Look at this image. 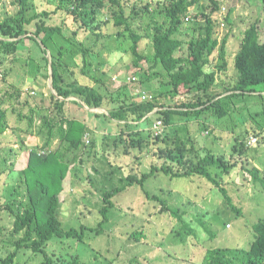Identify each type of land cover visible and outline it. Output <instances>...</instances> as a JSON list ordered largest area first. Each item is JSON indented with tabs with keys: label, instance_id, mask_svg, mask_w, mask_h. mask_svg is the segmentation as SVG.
Segmentation results:
<instances>
[{
	"label": "trees",
	"instance_id": "1",
	"mask_svg": "<svg viewBox=\"0 0 264 264\" xmlns=\"http://www.w3.org/2000/svg\"><path fill=\"white\" fill-rule=\"evenodd\" d=\"M13 4L18 6L17 12L0 18L2 77L7 80L13 70L7 65L15 63L18 52L31 40L38 47L36 53L33 45L29 47V66L39 93L36 96V90H26L21 75L16 76L18 83L13 90L0 96V149L13 129L11 113L27 119L28 125L21 126V131L34 128L41 142L30 149L23 169L16 170L0 159V264H80L77 255L66 260L47 251V246L55 238L85 243L87 231L94 237L103 235L116 204L136 188H141L149 202L161 204L160 212L169 211L181 222L180 240L184 239L183 232L194 234L183 222L184 210L148 189V181L161 174L172 179L204 178L219 188L236 213H242L222 183V177L232 172L237 161H229L224 152L206 142L203 147L198 145L197 138L202 130L206 131L205 141L216 135L219 127L239 130L227 137L234 139L232 152L240 154L247 148L245 140L264 130V91L257 90L264 87V35L259 19L245 29L229 61L228 35L221 43L218 38L221 23L217 16L226 9L222 0H44L42 7L36 0H14ZM224 20L229 21V15ZM140 22H144L142 31ZM111 26L115 30L107 29ZM143 40L152 46L151 54L142 51ZM106 51L121 52L123 57L131 54L133 66L139 69L142 61L151 59L153 68L159 69L151 72L149 79L157 82H149L145 86L148 90L139 91L121 79L122 83L114 87L112 78H118H111L115 69L105 58ZM216 56L222 58L220 64L215 62ZM231 68L233 76L229 74ZM45 78L52 79L49 106L42 90ZM235 98H248L247 110L253 109L242 124L232 116L240 110ZM23 107L29 110L24 112ZM87 113L104 118L108 134L113 135L110 137L120 140L122 148L117 143L114 147L122 149L117 159H125L126 163L119 166L127 174L121 184L100 194L95 225L65 228L60 217L64 180L81 165L97 170L95 162L104 152L99 149V136ZM208 114L212 121L206 119ZM158 121L162 122L160 132L154 129ZM250 172L264 187L260 169ZM86 176L92 178L90 173ZM88 182L93 186L91 180ZM3 213L13 217L14 235L9 239L1 221ZM201 223L206 227L204 221ZM206 230L215 236L209 227ZM252 230L254 237L248 247L209 248L198 264H264V218H259ZM131 237L140 241L147 236L137 228Z\"/></svg>",
	"mask_w": 264,
	"mask_h": 264
},
{
	"label": "rangeland",
	"instance_id": "2",
	"mask_svg": "<svg viewBox=\"0 0 264 264\" xmlns=\"http://www.w3.org/2000/svg\"><path fill=\"white\" fill-rule=\"evenodd\" d=\"M13 1L0 0V18L5 19L17 12L18 6L13 4ZM222 1L226 9L224 8V12L217 16L221 23L218 29V38L221 43L228 35V60L232 61L234 53L240 45L243 32L251 23L259 19V27L264 35V3L262 0ZM36 2L37 4L40 3L42 7L44 0H36ZM230 9L231 12L228 14ZM226 15H229V21L224 20ZM143 23L138 24L141 31L143 30ZM107 29L115 30L112 26ZM25 44L26 49L18 52V59L15 63L7 65L8 70L9 68L13 69L10 71L11 74H8L7 80L3 79L4 68L0 69L3 73V77H0V96L6 91H12L14 83H18L16 76L21 75L25 78V89L36 90L35 83H32L34 78L29 66L31 61L29 47H32L33 44L31 40H27ZM141 48L145 54L153 52L152 46L146 44L145 40H143ZM33 50L36 53L38 47L33 45ZM120 53L105 52V58L107 57L106 59L113 64L115 69V72H111V78L112 76L118 78L117 80L112 78L114 87L122 83L121 79L130 82V87L132 89L137 88L139 91L146 89L145 86L149 82L155 85L157 80H150L149 75L159 68H153L154 63L151 59L142 61L140 63L141 69H139L133 66L131 54L123 57ZM215 62L220 64L222 58L216 56ZM215 69L218 70L217 65H215ZM229 74L230 76L234 75L232 68L229 70ZM134 77L137 80H133ZM128 78H131V81ZM42 87L44 98L48 100L45 104L49 106V93L52 90L50 79L45 78ZM257 90H259L258 92L264 91V87L260 86ZM38 93L36 90L33 95L38 96ZM248 100V98L244 100L243 98H235V103L239 104L240 107L239 111L232 113L236 123L242 124L244 117L247 118L253 113V109L252 113L247 110L245 101L248 102ZM16 107H19V105L17 104ZM28 110V107H23L24 112ZM94 111L106 113V110L102 109ZM10 115L13 129L8 131L2 143L0 159L3 162L5 160L8 165L13 166L16 170H20L28 162L30 149L41 142V138L37 136V131L34 128L21 131V126L26 127L28 125L27 119L21 120L17 114L11 113ZM87 116L91 122L90 124L93 125L94 133L99 136V149L104 150V152L99 160L95 162L98 171L81 165L72 169L64 180L65 190L62 193L63 201L60 207V217L65 228L80 227L82 224L95 225L99 220L96 221L95 216L101 206L99 202L100 194L104 189L121 184L122 177L127 174L126 170L119 166L121 163H126L124 162L125 159H117L122 155V149L114 147V143H117L122 148L120 140L113 141L111 138L113 135L108 134L109 129H106L107 124L104 118L97 119L88 113ZM206 119L212 121L213 117L208 114ZM262 123L264 125V122ZM94 124L99 125V127ZM219 129L220 131L216 135L214 133L206 141L204 140L206 131L202 130L199 138H197L198 145L200 144L203 147L206 142L209 147H216V150L219 149L224 152L229 161H237V166L232 172L222 177V183L226 185L235 205L242 210V213H236L227 204L219 188L204 178L193 176L192 178L172 179L165 174H161L148 181V189L152 193L167 197L171 206H179L184 210L183 222L189 224L194 230V234L183 232L184 239L180 240L178 233L181 231V222L175 219L169 211L160 212L161 204L149 202V199H145L141 188H136L130 194L125 195L124 198L126 199H120V204H116L112 211L114 217L103 235L94 237L91 232L87 231L86 240L88 243L55 238L47 246V251L66 260H70L74 255H77L80 257V264H132L133 259L138 261L137 264H198L209 248L218 246L248 247L254 237L253 224L259 218H264V187L261 182L254 181L250 172V169L258 168L262 173L261 176L264 177V130L259 135H250L245 140L248 144L247 148L239 154L232 152L231 145L234 139L227 137L229 134L233 137L239 130L231 131L229 128L225 130L221 127ZM231 132L234 133L231 134ZM102 136H104L103 139ZM251 136L257 137L258 141L253 142ZM11 147H14L15 150H12ZM135 153H138V150ZM116 160L119 162L115 163ZM86 173H90L92 178L86 176ZM219 179L221 181V177H218ZM88 180L92 181L93 186L89 185ZM1 183H5V180H2ZM133 193L134 195H132ZM81 209H83V212L80 215L83 217H77ZM90 209L96 214L93 215L94 213H91ZM12 218L4 213L1 214V221L6 225L5 231L8 229L7 239L14 235ZM200 221H204L206 227ZM207 227L215 233V236L212 237L207 232ZM137 228L143 229L147 237L140 241H136L131 237V233ZM116 249L118 252H116Z\"/></svg>",
	"mask_w": 264,
	"mask_h": 264
},
{
	"label": "built area",
	"instance_id": "3",
	"mask_svg": "<svg viewBox=\"0 0 264 264\" xmlns=\"http://www.w3.org/2000/svg\"><path fill=\"white\" fill-rule=\"evenodd\" d=\"M3 74L2 72L0 71V77H2ZM134 79V78H133ZM128 80L131 81V78H128ZM161 128H162V122L161 121H158L155 125H154V129L157 130V132H160L161 131ZM88 138V137H87ZM251 140H253V142H257L258 141V138L257 137H252ZM87 142H89L87 140Z\"/></svg>",
	"mask_w": 264,
	"mask_h": 264
},
{
	"label": "water",
	"instance_id": "4",
	"mask_svg": "<svg viewBox=\"0 0 264 264\" xmlns=\"http://www.w3.org/2000/svg\"><path fill=\"white\" fill-rule=\"evenodd\" d=\"M49 56V58H51V56L50 55H48ZM51 76H52V68H51ZM50 86L52 87V79L50 78ZM88 108V107H87ZM91 110H97V109H91Z\"/></svg>",
	"mask_w": 264,
	"mask_h": 264
}]
</instances>
